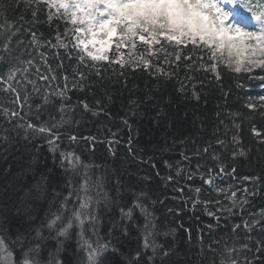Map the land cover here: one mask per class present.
<instances>
[{
	"label": "trees",
	"instance_id": "obj_1",
	"mask_svg": "<svg viewBox=\"0 0 264 264\" xmlns=\"http://www.w3.org/2000/svg\"><path fill=\"white\" fill-rule=\"evenodd\" d=\"M14 24L23 28L18 40ZM0 26V74L20 70L19 82L0 83V234L15 258L18 230L38 226L71 193L66 219L90 201V216L83 226L73 221L60 254L71 264H90L88 244L107 246L96 264H137V253L140 264H221L229 254L232 264H264V223H253L264 220V110L247 87L262 70L221 67L217 81L195 53L177 63L170 49L168 62L151 68L80 63L48 46L63 20L41 11L33 23L21 0H0ZM41 126L59 135L55 151ZM41 176L45 195L37 199ZM145 238L155 250L144 248Z\"/></svg>",
	"mask_w": 264,
	"mask_h": 264
},
{
	"label": "snow or ice",
	"instance_id": "obj_2",
	"mask_svg": "<svg viewBox=\"0 0 264 264\" xmlns=\"http://www.w3.org/2000/svg\"><path fill=\"white\" fill-rule=\"evenodd\" d=\"M21 2L31 10L33 23L41 11L47 12L49 21L63 20L64 30L57 29L56 35L48 41V46L66 49L69 56L75 52L80 63L104 62L114 63L121 68H151L154 60L159 62L160 59H164L168 62L170 49L172 59L177 63L182 57L185 61H192L195 53V59L204 65L206 71L212 72L217 81L222 79L221 67L236 75L251 73L255 69L264 70V0H21ZM253 22L258 30H249ZM11 28L16 32L15 39L18 40L19 34L23 31L22 26L14 24ZM28 35L32 37V41L37 40V33L31 30V25ZM12 38V32H8L5 37V52L9 50ZM40 38L47 39L42 34ZM3 60L4 57L0 56V61ZM158 70L163 72L162 69ZM19 71L10 65L6 76L0 74V83L19 82ZM78 76L83 81V73H79ZM41 78L48 79L46 76ZM67 78L63 77L65 81ZM64 87L66 88L67 84ZM9 90L16 92L19 97L18 90L11 85ZM58 95H63V91ZM261 100L264 101V97ZM83 107L88 109L89 106L85 103ZM247 107L257 109L255 104H248ZM259 108L264 110V103H261ZM28 127L35 126L29 124ZM37 130L42 134H48V144L55 151L59 135L54 129L41 126ZM255 134L258 137L262 135L260 132ZM69 139L75 141L77 137L70 136ZM239 154L244 155V152L241 151ZM61 155L68 160L67 154ZM72 155L74 159H78ZM206 182L209 185L213 183L211 179ZM45 185L46 178L41 176L35 186L37 199L45 195ZM196 191L199 192L200 189L197 188ZM247 191L244 189L245 193ZM71 195L69 193L67 198H63L57 206V212L46 214L47 218L38 226L34 228L27 226L22 231L18 230L14 243L21 245L19 259L13 256L4 236L0 234V264H45L43 258L45 253L51 256L47 264H71L70 259H60L64 241L70 236L73 221L83 226L85 220L82 216H90V201L85 196L80 203V210H74L70 219L65 218L64 213L68 210ZM235 197V192H231L229 199L233 206L236 204ZM26 214L31 217L30 211ZM261 215L264 216V213ZM253 223H264V220H254ZM236 227L239 228L240 225ZM244 227L248 228V223H245ZM45 231L48 235H45ZM49 241H54L51 251L48 250ZM87 247L90 250V264H96V255L107 246L93 249L92 245L88 244ZM149 247L155 250L156 245L154 241L150 243L149 239L145 238L144 248ZM136 260L137 264H140L139 253L136 254ZM221 264H232L231 254L229 259L222 261Z\"/></svg>",
	"mask_w": 264,
	"mask_h": 264
},
{
	"label": "rangeland",
	"instance_id": "obj_3",
	"mask_svg": "<svg viewBox=\"0 0 264 264\" xmlns=\"http://www.w3.org/2000/svg\"><path fill=\"white\" fill-rule=\"evenodd\" d=\"M95 249H96V248H95ZM88 252H89V251L86 252L87 258H88L89 255H90V252H89V255H88ZM97 257H98V255H96V258H97Z\"/></svg>",
	"mask_w": 264,
	"mask_h": 264
}]
</instances>
